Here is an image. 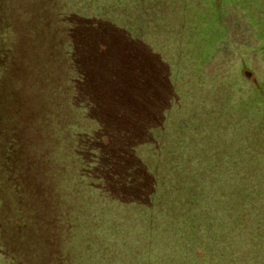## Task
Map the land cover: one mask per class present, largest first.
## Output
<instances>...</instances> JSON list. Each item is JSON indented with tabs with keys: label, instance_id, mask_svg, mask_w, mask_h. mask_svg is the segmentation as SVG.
Segmentation results:
<instances>
[{
	"label": "trees",
	"instance_id": "16d2710c",
	"mask_svg": "<svg viewBox=\"0 0 264 264\" xmlns=\"http://www.w3.org/2000/svg\"><path fill=\"white\" fill-rule=\"evenodd\" d=\"M84 1L78 8L84 2L74 0L75 8L69 0H0V264H264L256 218L245 234L253 239L245 261L231 241L241 221L228 224L246 195L256 204L260 188L238 194L240 184L221 181L218 167L230 161V148L256 160L252 152L264 147L258 83L240 88L251 99L245 129L225 121L227 79L203 90L215 96L212 135H233L210 141L211 155L195 154L207 147L201 138L165 136V99L174 96L168 70L148 59L146 27L117 24L123 0ZM196 28L195 19L186 40L173 41L199 70L205 57L193 52L205 46ZM222 193L231 199L224 203ZM220 237L225 243L216 246Z\"/></svg>",
	"mask_w": 264,
	"mask_h": 264
},
{
	"label": "rangeland",
	"instance_id": "374dc122",
	"mask_svg": "<svg viewBox=\"0 0 264 264\" xmlns=\"http://www.w3.org/2000/svg\"><path fill=\"white\" fill-rule=\"evenodd\" d=\"M82 1L84 5H79V2L75 5L79 6L78 8L85 6V1ZM67 5L77 7L74 5V0H69ZM120 7L121 10L116 11L113 16L117 24L125 25L133 21V25L137 28L140 25L146 27V42L150 46L146 51L148 52V59L161 62L162 68L168 70L167 75H165L169 76L166 86L174 97L165 99L171 107L168 119L164 122L166 123L165 136L167 138H174V140L178 138L184 140V143L186 142V133L201 138L202 144L205 143L207 147L203 145L202 148H193L192 150L195 154L202 153L204 156V154L211 155L209 152L210 141L215 144L221 143V141L225 142L228 137L233 135L229 130L214 132L215 135H212V129L215 128L214 125L216 126L219 119L215 117L216 113L211 112L212 109L209 113L208 108L211 106L216 108L215 96L209 90V97L207 98L204 96L203 90L210 89L214 83L213 80L225 81L227 79L228 82L224 90H228L227 93L230 92L231 96L228 95L223 104L226 109L225 121L227 126L236 128L239 124V128L241 126L246 128L243 121H247L249 117L247 110L251 105L249 103L251 99H247L245 94L248 91L243 93L240 88L249 89L250 85L258 83L259 90L263 92L262 95H259L256 89L258 100L264 102V0H123ZM195 19L197 20L196 39L205 46L204 53L193 52V55L199 59L205 57V63L199 70L188 59L189 55L185 53L182 42L175 44L173 41V39H176L177 42L185 41L187 36L191 34L189 30ZM165 23L168 26L167 30ZM197 53L198 55H195ZM185 56L188 58L185 59ZM233 77L239 80L240 86L235 83ZM47 98L43 97L41 101H46ZM157 99L159 106H157L158 101H155L153 105L160 108L162 105L159 98ZM200 100L206 101L204 107H197ZM194 104L196 108H193ZM218 105L222 107L221 102ZM170 116H173L174 120L169 118ZM197 119H200L201 123L194 127ZM194 141L195 144L198 143V140L194 139ZM247 150L244 151L239 146L230 148L229 153L232 155L229 157L230 161L227 162V165L223 160L218 161V167L225 170V174L220 180L225 181V184H240L238 194L244 193L242 189L244 186L247 188L249 185L256 184L260 188L256 193L259 196L256 199V204L251 206L250 200H254L246 195L242 200L245 203H242L238 210L235 209L228 220L229 225H231L230 222L233 218H237L242 223H237V226L241 227L240 230L235 228L236 231H241V234L235 233L231 237V241L238 243L237 247L240 248L239 253L242 255L241 260L243 261L247 260L248 255L252 253L253 239L245 238L249 227L255 223L251 219L252 217L257 220L258 225L255 229L258 228L257 231L261 234L264 242V161H261V158L264 159V147L261 143V146L252 152L256 155V160L254 158L249 159L247 152H251ZM243 152L245 153L242 155ZM238 154L240 157H237ZM233 161L240 164L244 163L247 170L244 168L245 166L237 168V163H233ZM204 165L209 170L210 166ZM235 170L241 171V173L236 174L237 183L233 177ZM243 173L246 177L243 176ZM69 182L71 183V180ZM226 198L230 200L231 196L228 193H222L221 200L224 203L227 202ZM203 202L209 205L206 201ZM259 205L261 214L257 215ZM203 208L207 210L204 206ZM221 217H225V215L217 218L216 222L219 224H222ZM215 243L216 246L219 244L222 246L225 242L220 237ZM216 246L213 245V249L211 248L209 251L214 252L213 256L218 261L221 249ZM241 249L243 250L241 251ZM257 256L255 255L256 260L258 259ZM261 256L264 257V247ZM205 264L207 263L205 262Z\"/></svg>",
	"mask_w": 264,
	"mask_h": 264
}]
</instances>
